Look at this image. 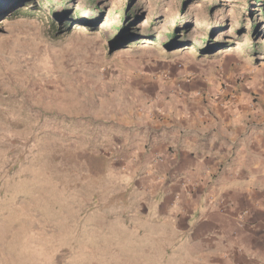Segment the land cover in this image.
<instances>
[{
	"label": "rangeland",
	"instance_id": "obj_1",
	"mask_svg": "<svg viewBox=\"0 0 264 264\" xmlns=\"http://www.w3.org/2000/svg\"><path fill=\"white\" fill-rule=\"evenodd\" d=\"M173 104L264 123V0H0V264H213L104 151Z\"/></svg>",
	"mask_w": 264,
	"mask_h": 264
},
{
	"label": "crops",
	"instance_id": "obj_2",
	"mask_svg": "<svg viewBox=\"0 0 264 264\" xmlns=\"http://www.w3.org/2000/svg\"><path fill=\"white\" fill-rule=\"evenodd\" d=\"M153 110L104 136L107 156L126 166V189L152 194L157 224L170 234L183 226L203 263L264 264V123L226 106Z\"/></svg>",
	"mask_w": 264,
	"mask_h": 264
}]
</instances>
